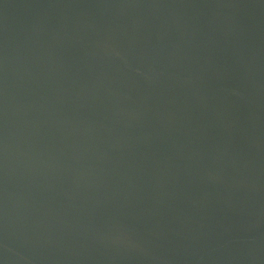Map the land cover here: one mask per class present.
<instances>
[{"label":"water","instance_id":"95a60500","mask_svg":"<svg viewBox=\"0 0 264 264\" xmlns=\"http://www.w3.org/2000/svg\"><path fill=\"white\" fill-rule=\"evenodd\" d=\"M0 264H264V0H0Z\"/></svg>","mask_w":264,"mask_h":264}]
</instances>
